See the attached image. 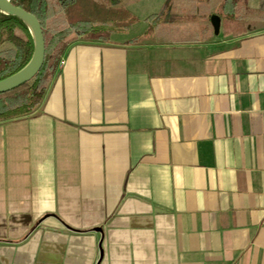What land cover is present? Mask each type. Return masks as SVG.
Returning <instances> with one entry per match:
<instances>
[{"label":"crops","instance_id":"1","mask_svg":"<svg viewBox=\"0 0 264 264\" xmlns=\"http://www.w3.org/2000/svg\"><path fill=\"white\" fill-rule=\"evenodd\" d=\"M141 2L0 122V264H264L260 0Z\"/></svg>","mask_w":264,"mask_h":264},{"label":"trees","instance_id":"2","mask_svg":"<svg viewBox=\"0 0 264 264\" xmlns=\"http://www.w3.org/2000/svg\"><path fill=\"white\" fill-rule=\"evenodd\" d=\"M11 2L25 8L20 0ZM26 3L27 10L37 16L43 28L45 61L30 81L0 94V122L28 116L39 109L71 44L81 38L108 41L112 34L129 30L138 21L123 0H26ZM220 4L227 21L239 20L241 16L247 20L253 13L249 0H221ZM254 14L264 21V0H260ZM34 50V36L27 24L0 10V80L24 68Z\"/></svg>","mask_w":264,"mask_h":264},{"label":"water","instance_id":"3","mask_svg":"<svg viewBox=\"0 0 264 264\" xmlns=\"http://www.w3.org/2000/svg\"><path fill=\"white\" fill-rule=\"evenodd\" d=\"M0 10L22 19L31 30L35 42V50L28 64L17 73L0 80V94H2L20 87L39 73L45 61L46 42L39 19L29 10L13 4L11 0H0ZM217 32L219 26H216Z\"/></svg>","mask_w":264,"mask_h":264},{"label":"rangeland","instance_id":"4","mask_svg":"<svg viewBox=\"0 0 264 264\" xmlns=\"http://www.w3.org/2000/svg\"><path fill=\"white\" fill-rule=\"evenodd\" d=\"M23 4H25L24 5V7L26 8V9H28L29 7H28V3H26V0H24V2H23V0H20ZM145 0H143V2H144ZM143 2H141V3H143Z\"/></svg>","mask_w":264,"mask_h":264}]
</instances>
